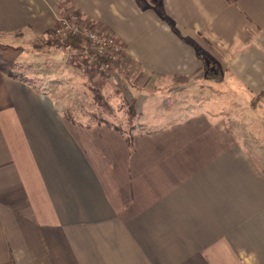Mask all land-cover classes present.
I'll return each instance as SVG.
<instances>
[{
    "label": "crops",
    "instance_id": "crops-1",
    "mask_svg": "<svg viewBox=\"0 0 264 264\" xmlns=\"http://www.w3.org/2000/svg\"><path fill=\"white\" fill-rule=\"evenodd\" d=\"M73 10L141 84L204 80L211 98L126 133L0 69V264H264V0H0V36L23 45Z\"/></svg>",
    "mask_w": 264,
    "mask_h": 264
},
{
    "label": "rangeland",
    "instance_id": "rangeland-1",
    "mask_svg": "<svg viewBox=\"0 0 264 264\" xmlns=\"http://www.w3.org/2000/svg\"><path fill=\"white\" fill-rule=\"evenodd\" d=\"M61 15L63 17V14L58 16ZM84 19L86 24L90 23L88 19ZM94 26L109 32L103 26L96 24ZM51 28L42 31L32 41L24 40L23 45L16 44L19 39L0 36V51L10 57L11 63L8 64L9 61H6V65L13 75L38 79L36 82L42 86L53 84L59 104L68 118L74 117L89 122L105 120L113 122L126 133H131L134 129L150 128L174 119L211 98L210 86L207 84L208 88L203 87L204 80L195 84L188 82L183 86H177L171 81L163 84L157 81L141 84L142 80L130 74L134 63L126 56L124 50L118 55L119 62L114 65L116 67L112 68L110 75L92 71L88 65L82 68L81 58L77 57L78 51H75L77 48L63 46L60 48L61 46L51 43L52 38L57 36L51 34ZM26 49L44 52L45 57L36 63L27 61V55H23ZM63 59L67 65L63 63ZM52 69L56 70L57 74L53 75L55 79L52 81L48 77L42 79L33 77L38 76L42 70L47 73ZM59 70H62V73H59ZM234 113V121L243 118L242 112L235 110ZM260 113L257 111L255 115L259 116ZM245 115L247 118L251 117L249 113ZM250 146L253 150L258 147L254 143ZM259 146L264 152V143H260Z\"/></svg>",
    "mask_w": 264,
    "mask_h": 264
},
{
    "label": "built area",
    "instance_id": "built-area-1",
    "mask_svg": "<svg viewBox=\"0 0 264 264\" xmlns=\"http://www.w3.org/2000/svg\"><path fill=\"white\" fill-rule=\"evenodd\" d=\"M84 21L86 20L81 13L76 10L69 11L63 17H56L51 34L65 37L68 33H73L81 36L84 39L83 48L72 47L78 51L81 67L88 65L92 71L110 75V68L119 62L118 55L124 50L123 44L111 31L99 30L91 22L86 24Z\"/></svg>",
    "mask_w": 264,
    "mask_h": 264
},
{
    "label": "trees",
    "instance_id": "trees-1",
    "mask_svg": "<svg viewBox=\"0 0 264 264\" xmlns=\"http://www.w3.org/2000/svg\"><path fill=\"white\" fill-rule=\"evenodd\" d=\"M230 2L232 1H235V0H228ZM52 44H56L57 46H63V47H73V48H83L84 46V39L77 35V34H73V33H68L65 37H61V36H55L54 38H52ZM91 50V49H90ZM92 51V50H91ZM10 57L7 56V54H4L3 51L1 52L0 51V69L3 70V71H7V72H10L8 69H7V63L6 61H9L10 62ZM203 66H204V69H205V72L207 75H217L216 73L214 74V69H213V62L211 60H204L203 61ZM112 68H114V65L110 68L112 70ZM11 74V72H10Z\"/></svg>",
    "mask_w": 264,
    "mask_h": 264
}]
</instances>
